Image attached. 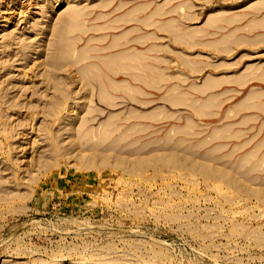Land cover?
I'll use <instances>...</instances> for the list:
<instances>
[{"label": "rangeland", "instance_id": "374dc122", "mask_svg": "<svg viewBox=\"0 0 264 264\" xmlns=\"http://www.w3.org/2000/svg\"><path fill=\"white\" fill-rule=\"evenodd\" d=\"M240 1L0 0V264H264V0Z\"/></svg>", "mask_w": 264, "mask_h": 264}, {"label": "bare ground", "instance_id": "6f19581e", "mask_svg": "<svg viewBox=\"0 0 264 264\" xmlns=\"http://www.w3.org/2000/svg\"><path fill=\"white\" fill-rule=\"evenodd\" d=\"M242 1H243V0H242ZM242 1H240V2H242ZM238 5H239V4H238ZM259 5H260V4L257 5L258 8H259ZM189 6H190V5H189ZM257 6H256V9H254L255 12H256V10H257ZM260 6H261V5H260ZM261 8H262V7H261ZM260 10H261V9H259V10H257V11L260 12ZM186 12H188V11H186ZM129 13L131 14V12H129ZM129 13H128L127 15H130ZM133 13L135 14V11H134ZM133 13H132V14H133ZM156 13H157V11H156ZM156 13L154 12L153 14L155 15ZM153 14H152V16H154ZM157 14H159V13H157ZM184 14H186V13H184ZM189 14H190V15L187 14L188 16H187V15H186V16L183 15V16H184L185 18H187V17H188V18H191V17H192V16H191L192 13L189 12ZM255 14H257V13H255ZM178 16H179V15H178ZM180 16H181V15H180ZM238 16H239V15H237V17H238ZM242 16H244V15H242ZM239 17H240V16H239ZM239 17L236 18V20H237V19L239 20ZM218 18H219V17H218ZM218 18H216L217 21H218ZM221 18H223V17H221ZM221 18H220V19H221ZM131 19H132V18H131ZM180 19H182V16H181ZM220 19H219V20H220ZM234 19H235V18H234ZM240 19H242V18L240 17ZM217 21H216V22H217ZM255 26H256V24H255ZM126 40H127V39H126ZM220 40H221V39H220ZM220 40H219V42H220ZM223 40H224V39H222L221 41H223ZM225 40H226V39H225ZM227 41H228V40H227ZM228 42H229V41H228ZM228 42H227V43H228ZM220 43H221V42H220ZM224 43H226V41H224V42L221 43V44H224ZM228 45H229V44H228ZM228 45H226V46L229 47ZM224 47H225V46H224ZM126 52H127V51H126ZM145 52H146V51H145ZM145 52H144V54H145ZM124 53H125V51L122 52L123 57H124V55H127V56H125L124 59H125L127 62L129 61V63H128V64H127V62H126V63H125V62L122 63L121 61H122L123 57H121V60L119 59L120 61H119V60H118V61H117V60H114V61L117 63L118 66L120 65V62H121V64H123V65L127 64V66L125 65L126 67H129L130 65H133V66L135 65L134 68L140 67V65H137V66H136V64L134 63L135 61H134L133 57H134L135 55L132 56L133 54L131 53V51H130V52L128 51L126 54H124ZM128 53H130V54L128 55ZM133 53H134V52H133ZM140 54H141L142 56L145 57V55L147 54V52H146L145 55L143 54V52H142V53L140 52V53H138V56H139ZM78 55H79V54H78ZM141 55H140L139 57H137V58H138V59L141 58ZM146 56H147L148 59H149V55H146ZM78 57H79V56H78ZM80 57H81V56H80ZM126 57L128 58V60L126 59ZM144 57L141 58V59H146V58H147V57H145V58H144ZM113 58H114V57H113ZM116 58H117V57H116ZM134 58H136V57H134ZM137 58H136V59H137ZM78 59H80V58H78ZM114 59H115V58H114ZM124 59H123V60H124ZM136 59H135V60H136ZM131 60H132V62H131ZM133 61H134V62H133ZM136 61H138V60H136ZM140 61H141V60H140ZM140 61H139V62H140ZM143 61H145V60H142V62H143ZM146 61H147V60H146ZM124 63H125V64H124ZM131 63H132V64H131ZM133 63H134V64H133ZM129 64H130V65H129ZM141 64H145V65H142V67L144 66L145 68H144V67H143V68L141 67V68H138V69H140V70L142 69L143 72L147 71V70H144V69H146V64H147V62H146V63L143 62V63H141ZM111 65H112V64H109L108 66H111ZM113 65H114V63H113ZM115 65H116V64H115ZM121 66H122V65H121ZM121 66H119V67H121ZM125 66H124V68H125ZM130 67H131V66H130ZM113 68H114V67H113ZM113 68H112V69H113ZM116 68H117V67L115 66V69H116ZM122 68H123V66H122ZM110 69H111V67H110ZM112 69H111V71H112ZM129 69H130V68H129ZM129 69L127 70V72H129ZM113 70H114V69H113ZM127 72H126V73L124 72V73L127 74V75L129 74V75H128L129 77H130V76H133L132 74H130V73H132V72H129V73H127ZM95 73L97 74L96 70H95ZM98 73H99V72H98ZM133 73H134V72H133ZM147 73H149V72H147ZM147 73H146V74H147ZM96 74H95L94 76H95L97 79L94 80V81L96 82V81L98 80V81H97V84L101 85V86L103 87V89H104V86H105V85H102L101 83H99V82H101L100 79H103V78H101L102 76H101L100 73H99V75H100L101 77L98 78L99 75H98V74L96 75ZM144 74H145V73H144ZM156 75H158V74H156ZM244 75L246 76V74H244ZM244 75H243V77H244ZM108 76H110V75H108ZM134 76H135V75H134ZM263 76H264V75H263ZM95 77H94V78H95ZM243 77H241V78H243ZM106 78H107V77H106ZM106 78H105V80H107L106 82L108 83V82H109L108 80H110L111 77H109V78H107V79H106ZM132 78H133V77H132ZM239 78H240V77H239ZM241 78H240V79H241ZM251 78H252V77H251ZM112 81H113V80H111L110 82L112 83ZM220 81H221V79H220ZM110 82L108 83L107 86L110 88V92H111V93H109V92L107 93V89H104V90H106V91H105V92H106V95H105L104 91H102L103 94L105 95V97H107V98H109V99H110L111 96H113V92H112V91H114L113 88L116 89V87H117V86H115L116 83L111 84ZM113 82H114V81H113ZM160 82H161V81H160ZM109 84H110V85H109ZM156 84L159 85L158 82H157ZM210 84H212V83L209 82L208 85L210 86ZM212 85H213V84H212ZM212 85H211V86H212ZM206 86H207V85H206ZM211 86H210V88H211ZM213 86H214V85H213ZM213 86H212V87H213ZM108 87H107V88H108ZM158 87H159V86H158ZM207 87H208V86H207ZM207 87H206V89H207ZM103 89H102V90H103ZM111 89H112V90H111ZM130 89H131V88H130ZM130 89H129V90H130ZM92 90H93V89H91V91H92ZM91 91H90V92H91ZM100 92H101V89H100ZM92 93H93V91H92ZM90 94H91V93H90ZM90 94H89L88 96L91 97ZM111 94H112V95H111ZM100 95H102V93H101ZM107 95H110V96H107ZM114 96H115V95H114ZM114 96L111 97L113 100H114ZM173 98H174L175 100H177L176 97H173ZM80 104H81V103H80ZM78 105H79V104H78ZM78 105H77V106H78ZM80 106H81V105H80ZM100 129L102 130V128H100ZM107 129H109V128L107 127ZM102 131H103V133H99V134H101L100 137H102L103 134H104V130H102ZM5 136L8 137V134H7V135L5 134ZM5 136H4V137H5ZM98 136H99V135H98ZM4 137H3V138H4ZM13 137H15L14 134H13ZM13 137H12V138H13ZM10 138H11V137H9V139H10ZM4 139H6V137H5ZM6 140H8V138H7ZM4 141H5V140H4ZM8 141H9V140H8ZM8 141H7V142H8ZM17 141H18V140H17ZM10 143H11V142H9V144H7V145H8V146L12 145V144H10ZM13 144H16V142L14 143V140H13ZM17 144H18V143H17ZM17 144H16V145H17ZM14 146H15V145H13V148H14ZM18 147H20L19 144H18ZM18 147H17V148H18ZM173 156H175V155H173Z\"/></svg>", "mask_w": 264, "mask_h": 264}]
</instances>
